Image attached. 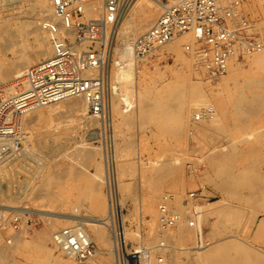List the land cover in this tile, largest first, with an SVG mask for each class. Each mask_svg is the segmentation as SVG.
<instances>
[{
    "label": "rangeland",
    "instance_id": "rangeland-1",
    "mask_svg": "<svg viewBox=\"0 0 264 264\" xmlns=\"http://www.w3.org/2000/svg\"><path fill=\"white\" fill-rule=\"evenodd\" d=\"M36 1L24 0L20 9L27 11ZM40 1L48 14H52L49 0ZM159 2L173 5L177 0ZM221 3L222 7L231 6L237 20L247 23L246 36L264 45V0H221ZM148 4L154 18L147 28L134 32L131 39L147 31L161 13L160 7ZM95 6L93 11L96 12L99 6ZM136 8L135 4L127 19L135 21ZM96 17L89 16L86 11L87 19ZM3 20L0 21V30H5V42L10 44L12 39L6 35V28L14 34L18 26ZM38 32L45 38L46 50L50 54L48 37L40 29ZM14 35L16 37L18 33ZM185 36L176 39L180 43L179 49L171 50L173 44H169L146 61L137 62L140 72L135 81L119 82L117 69L112 73L116 79L113 82L119 89V95L112 101V114L127 239L133 245L151 249L150 264H156L160 257L165 264H209L204 257L201 261L193 259L194 248L201 247L211 248L216 264H264V227H259L264 221V189L258 187L264 186V98L258 103L252 102L255 94L263 93L264 85L250 82L246 86L244 83L257 75L249 61L257 52L247 53L238 45L225 75L209 82L199 73H194H197L195 62L191 69L189 60L192 61L196 45L194 40L192 44L182 42ZM16 38L9 50L0 53V65L1 62L6 63L3 56L10 63H15L24 46L29 51L34 50L31 35ZM185 46L190 50L186 51ZM260 54L263 63H260L262 69L259 72L264 78V54ZM42 61L45 60L34 61L22 71ZM194 84L202 85L203 95L192 92ZM2 87L5 86L0 84V90ZM120 97H126L131 104L127 113H123L126 105L119 102ZM232 100L251 103L242 105L238 111L231 105ZM243 106L257 110L250 116L241 111ZM197 108L214 117L194 121L193 114ZM25 118L28 119L25 122L27 130L18 127L13 135L0 140V161L19 157L25 148L32 150L30 158L19 161L22 169L14 170L12 177L9 174L7 180L0 181V212H5L0 220V264H54L50 256H57L60 259L58 264H71L64 262L58 253L60 249L55 247L53 235L73 225L78 218L88 222L104 219L107 213L101 152L94 137L98 124L91 119L88 125L94 122L93 125L84 131H63L68 121L66 117L45 113L42 117ZM22 131L25 135L30 132L38 134L30 138V143L26 137L27 141H24ZM35 138L44 146L38 153H33ZM17 160L20 158L11 162ZM123 163L128 165L127 171H122ZM219 165L231 167L232 174L242 178L240 184L231 187L225 203L218 202L222 195L218 190ZM160 169L164 174L167 171V175L158 176L156 171ZM138 170L143 171L146 181L138 180ZM153 185L158 186L156 193L152 192ZM202 189L206 191L207 199L187 213L183 205L185 196ZM164 196L171 198V210L179 217L177 223L167 230L159 224V208ZM96 197L104 202L102 215L92 212L91 203ZM8 211L22 214L15 225L10 221ZM38 212L49 214L42 216ZM63 216L75 220L62 221L60 218H65ZM189 221H194V227L187 226ZM49 222L55 224L54 229L50 228ZM85 227L99 251L95 264H112L111 253L109 256L107 248L95 238L94 228L86 224ZM102 230L107 236V231ZM136 233L141 234V243ZM159 244H163V248H157Z\"/></svg>",
    "mask_w": 264,
    "mask_h": 264
},
{
    "label": "built area",
    "instance_id": "built-area-1",
    "mask_svg": "<svg viewBox=\"0 0 264 264\" xmlns=\"http://www.w3.org/2000/svg\"><path fill=\"white\" fill-rule=\"evenodd\" d=\"M49 1L54 20H45L41 28L48 37L51 57L26 69L18 88L0 96V138L13 135L18 128L16 119L33 108L73 97L84 98L87 113L98 124L94 137L101 152L107 207L100 224L110 240L112 264H150L151 249L133 245L127 239L111 104L112 73L120 28L137 0H99L101 8L94 19L86 18L89 0ZM160 9L161 13L151 27L132 40L136 62L146 61L164 45L191 34L196 45V71L206 81L213 82L225 75L238 45L247 53L264 54V45L246 36L247 23L237 20L231 6L222 7L217 0H177L173 5L160 3ZM184 49L189 51L190 47ZM202 113L210 116L204 110L199 113L200 117ZM206 199L203 189L188 193L183 201L186 212L190 213L191 208ZM162 201L160 227L172 228L178 215L171 210L170 197L164 196ZM3 213L0 212V220ZM7 213L13 225L22 215L18 211ZM54 243L70 257L71 264H95L99 256L81 218L57 232ZM157 248H163V244ZM156 264H165L163 258H157Z\"/></svg>",
    "mask_w": 264,
    "mask_h": 264
},
{
    "label": "bare ground",
    "instance_id": "bare-ground-1",
    "mask_svg": "<svg viewBox=\"0 0 264 264\" xmlns=\"http://www.w3.org/2000/svg\"><path fill=\"white\" fill-rule=\"evenodd\" d=\"M23 1L24 0H0V21H2L4 19L3 21H7L10 24L11 23L17 24L18 27H17V30L14 33V34L18 33V35H16V37H22L23 38L24 35H31L33 37V41H34V45H35V48H34V50L32 49V51H29V50L25 49L24 48L25 46H24L23 47V51L20 52L19 59L15 63H10V61H8L7 58H5L3 56L4 61L6 62V63H2L1 62L2 66L0 65L1 66L0 67V84H3L5 86V87H2L1 90H0V91L4 92L3 94H7L8 93V92H6V90H12L13 91V90H16L18 88L19 84L16 81H19L21 79V77L23 75V72L26 70L25 69L24 71H22V69L27 68V66L32 64L34 61L48 59L50 57V54H51V51H50V54H48V52L46 50V46H45V38L40 35V33L38 32V29H40L46 35V33L41 28V23L44 22L45 20H52V19L54 20L53 13L52 14L51 13L48 14L47 9L45 8L46 6L40 0L36 1V4H34L27 11H25V10L23 11V10L20 9L21 4H22ZM148 2L153 4V5H155V6H157V7H160L159 0H137L136 3H135L137 5L136 13L134 14L135 15V17H134L135 21H132L131 18L130 19L126 18L124 20V22L122 23V25H121L120 34H119V38H118V43H117V47H116V51H115L116 54H115V58H114V65H113V70L115 71L117 69V71H118V75L116 76V78H117V81H119V82H124V81L127 82L128 80L130 82L135 81L137 74H139V72H140L138 70V68H137V64H136L137 62L135 61L133 53H132L131 44H132V40L133 39H131L130 36L133 35L134 32H140L142 29L147 28L150 25L152 19L154 18V14H153V12H152V10L150 8L151 5L149 6ZM217 3H218V5H222L221 0H217ZM94 5H96L95 7L99 6V9H100L99 0L90 1V3L88 4V9H86L87 14L89 16H97L98 15L97 11L99 9L96 12L93 11V6ZM134 7H135V5H134ZM51 9H52V7H51ZM94 10H95V8H94ZM18 23H20V24H18ZM123 26H125V27L122 30ZM6 33H7L6 34L7 36H10L12 41H11L10 44L6 43L5 42V30H0V53L1 54L4 51L9 50L11 48V46H12L11 45L12 42L14 43L15 39H17L15 37V35L13 34L12 30H8L6 28ZM46 37H47V35H46ZM47 40H48V38H47ZM181 41L184 42V43L192 44L193 37H192L191 34H189V35H186ZM18 42H19V40H18ZM169 44H173V47H170L171 50H175L177 48L178 49L180 48V43L179 42L177 43L176 40H174V41H172V42H170V43H168L166 45H169ZM166 45H164L163 47H166ZM49 48H50V44H49ZM167 48H168V46H167ZM249 61H250L251 65L254 66V69H255V72H257L256 73L257 75H256V77L255 76L253 77L255 79H253L251 81H248V82L244 81V83L246 84V86L249 85L250 82H258V83H262L264 85V78L262 77V74H260L261 69H262V68H260V63L261 64L263 63V59H262L261 54L260 53H255L249 59ZM189 62H190V66H191V69H192V64H194V62L196 63V60H194V56L192 58V61L189 60ZM192 71L194 72V70H192ZM194 73L198 75V73H196V72H194ZM112 78H113V81L115 82L116 79H114L113 76H112ZM233 79H234L233 83L235 84L236 83L235 77H233ZM114 82H113V96H112V99H111V104H112V101L119 95V89H118V87L116 85L117 83H114ZM191 90H192V92L194 94L203 95V93H204V88L200 84L192 85L191 86ZM1 93H0V96H2ZM261 98H264V91H263V93L261 95L255 94L252 102L253 103H258V101ZM119 102H122L123 104L126 105L125 106L126 109H125V111L123 113H127V111H129L131 109V108H129L131 104L129 103V100L126 97H120L119 98ZM230 103H231L232 106H234L236 108V110L238 109V111H239L241 109L240 107L242 105H249L251 102L247 101V102L242 103V102H239V101H236V100H232V102H230ZM43 107H45V110H41ZM242 108L243 109L241 111L243 113H245V114L250 115V116H251V114L254 113V110H255V109L252 110V109L246 108L245 106H243ZM198 110H199V108L195 109V112L193 114L194 121H202L203 119L206 118L204 113H202V117H200L199 113L202 112V111L199 110L200 111L199 112ZM45 113H47V114H52L53 113V114H57L59 116L68 118L67 119L68 121L65 122L66 125L64 126V128H62V129H64L63 131H65V129H74V130H82V131H84L86 128H88V126H92L93 123H94L93 122V123H91V125L90 124L88 125V123L93 118L90 117L88 115V113H87V107H86V103H85L84 98L78 99V97H73V98H68V99H65V100H62V101H59V102H55V103L46 105V106L33 108L32 110L28 111L24 115H22L19 118H17L16 119V125L18 127H20L21 129L22 128L25 129L26 128L25 126L27 125V123H25V122H27V120H28L25 117H28V118L32 117V116L42 117V116H44ZM179 113L182 114V111L179 110ZM157 116H159V115H157ZM213 117H214V115L208 116V118H210V119H212ZM25 130H27V129H25ZM27 132L29 133V131H27ZM34 133L30 132L29 135H25V131H22V136L24 137V141L25 140L27 141V139H28L29 142L32 143L30 141V138L32 139L33 137H35L38 134V133H36V134H34ZM33 134H34V136H33ZM54 136H56V135H54ZM25 137L27 139H25ZM49 138H50V136H49ZM0 140H1V138H0ZM33 141H34L33 153H35V152L38 153L40 151V148L42 147V144L40 143L41 140L39 142V140L37 138H35ZM43 142H45V140ZM45 145H48V143L45 144ZM43 147L41 149H43ZM31 154H32V150H26V148H25L23 153L19 157L16 156L15 158H13V159H11L9 161H5V160L0 161V181L7 180L9 178L8 177L9 174H11V177H12L13 173H14V170L17 171L19 169H22L21 168L22 164H20L19 161L30 158ZM91 157H93V156L91 155ZM16 158H18V159L20 158V160H17L14 163L11 162V161L15 160ZM86 159H84V161ZM116 165H117V160H116ZM158 166H160V165H158ZM121 168H122V171H127L128 165L123 163L121 165ZM98 171H99V167H98ZM156 172L158 173V176H160V177H164V176L167 175V171H165L166 172L165 173L166 175H165L163 169H160L159 171H156ZM76 173H78V172H76ZM47 174L49 175V173H47ZM117 174H118V171H117ZM78 175H80V174H78ZM56 176H57V173H56ZM179 176H181V175H179ZM53 177H55V176H53ZM137 177H138V180L140 182L147 180V178H145V176L143 175V171L142 170H138ZM218 179H219L218 180V190H220L222 192L221 199L218 202L219 203H225L226 199H227V195L231 191V187H233L236 184H240L241 181H242V178L238 177V176H234L232 174V168L231 167H228V166H225V165H219L218 166ZM95 181H96V179H95ZM97 181H98V179H97ZM257 184H260V183L257 182ZM258 187H261V189H264V186L258 185ZM95 189H96V187H95ZM157 190H158V186L153 185L152 186V192L156 193ZM94 192H96V191H94ZM91 209H92V212L95 215L104 214V211H105L104 202H102L101 199L99 200V197L93 198L92 203H91ZM192 210H195V208H193ZM30 211H32V210H30ZM30 211H28V212L31 213ZM34 212L36 213V211H34ZM38 214H41L42 216H48L49 213L38 212ZM63 217H65V216H63ZM60 219H62V221H69V220H71V221L73 220L74 221L75 220V219H71V218H68V217L67 218L66 217L65 218H60ZM178 219H179V217H178ZM86 220H84L85 224L88 227H93L94 228V231H92L93 235L95 236V238L98 240V242L103 247L107 248V251L109 252V256H110V248H109L110 240L107 237L108 235L106 236V234L104 233V230H102V228H104L100 224V221L102 219L88 220V222ZM177 221H176V223H177ZM49 224H50V222H49ZM190 224H191V226H190ZM187 226L189 228L194 227V221L193 222L189 221L187 223ZM259 227H261V228L264 227V221H262L260 223ZM50 228L54 229L55 228V224L51 223L50 224ZM166 230H164V231H166ZM164 233H161V234L163 235ZM169 234H170V232H169ZM45 235H43V237ZM136 235H137V233H136ZM186 237H187V235H186ZM138 238H139V242L141 243L143 241V238H142L141 234H140V236H138ZM44 239L45 240L48 239L47 235L44 237ZM53 240H54V235H53ZM54 245H55V243H54ZM55 247H57V246L55 245ZM58 253L63 257L64 262L65 261L71 262L70 257L64 251L60 250ZM194 257L195 258H193V259H195L196 261L197 260L201 261L202 257H204V260L206 261V259H207L209 264H216V258L213 256V251L211 250L210 247L209 248H205V247L196 248ZM235 257H236L237 260L240 259V257L238 255H236ZM249 257H251L250 259H252L253 261H256V258H254L253 256L249 255ZM50 258H52V260L54 261V264L60 263V259L57 256H55V257L54 256H50ZM191 261H192V259H191Z\"/></svg>",
    "mask_w": 264,
    "mask_h": 264
},
{
    "label": "crops",
    "instance_id": "crops-1",
    "mask_svg": "<svg viewBox=\"0 0 264 264\" xmlns=\"http://www.w3.org/2000/svg\"><path fill=\"white\" fill-rule=\"evenodd\" d=\"M195 250H196V248H195Z\"/></svg>",
    "mask_w": 264,
    "mask_h": 264
}]
</instances>
